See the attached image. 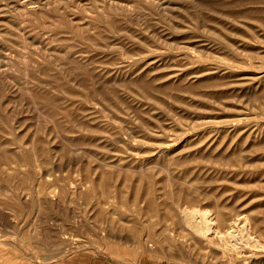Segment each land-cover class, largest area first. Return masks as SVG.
<instances>
[{
    "label": "rangeland",
    "instance_id": "obj_1",
    "mask_svg": "<svg viewBox=\"0 0 264 264\" xmlns=\"http://www.w3.org/2000/svg\"><path fill=\"white\" fill-rule=\"evenodd\" d=\"M258 220L264 0H0V264H264Z\"/></svg>",
    "mask_w": 264,
    "mask_h": 264
},
{
    "label": "bare ground",
    "instance_id": "obj_2",
    "mask_svg": "<svg viewBox=\"0 0 264 264\" xmlns=\"http://www.w3.org/2000/svg\"><path fill=\"white\" fill-rule=\"evenodd\" d=\"M46 174L43 175L45 177ZM151 210V209H150ZM224 212H221L220 215H223ZM183 214H185L186 217V223L189 224L190 228L195 232L203 236L204 238H207L208 232L213 230L212 222L211 219L209 218V215L207 213L202 212L201 210H183ZM247 221V220H246ZM244 221V235L247 237V239L251 242H253L255 245L259 247H263L264 244L263 242L258 238L254 237L253 234H251L248 230V223ZM264 223L263 220H258L256 221V225L260 227V225ZM119 230H131V231H137L138 227L136 225L131 226V227H126L125 225H119L118 226ZM229 235L232 236L234 235L233 232H229ZM151 246H153L151 244ZM234 249H237L236 245L234 244Z\"/></svg>",
    "mask_w": 264,
    "mask_h": 264
}]
</instances>
